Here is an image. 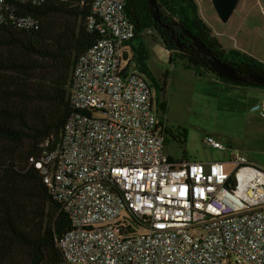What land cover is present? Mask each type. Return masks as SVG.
Here are the masks:
<instances>
[{"label":"built area","instance_id":"2783aa9c","mask_svg":"<svg viewBox=\"0 0 264 264\" xmlns=\"http://www.w3.org/2000/svg\"><path fill=\"white\" fill-rule=\"evenodd\" d=\"M17 2L43 0H0V24L36 29ZM93 13L103 37L76 63L62 139L31 159L71 221L61 264H264V169L238 151L171 160L152 87L133 69L127 0H94ZM253 111L264 118V101Z\"/></svg>","mask_w":264,"mask_h":264},{"label":"trees","instance_id":"16d2710c","mask_svg":"<svg viewBox=\"0 0 264 264\" xmlns=\"http://www.w3.org/2000/svg\"><path fill=\"white\" fill-rule=\"evenodd\" d=\"M93 2H17L18 14L34 18L37 28L0 24V264L62 263L57 241L71 230V221L31 159L39 161L45 152L57 147L73 113L70 89L76 63L103 37L96 29L89 30ZM158 2L218 59L227 58L230 62L225 63L240 70L264 71V63L256 58L224 49L201 18L195 0ZM127 12L136 27L132 52L138 54L141 72L157 95L166 93L169 72L157 80L146 64L145 46L142 42L136 45L150 29L159 32L165 50L170 52L171 64L178 59L199 76L213 73L226 85L258 88L218 77L189 51L178 50L167 31L153 20L145 0H127ZM158 106L166 114V102H158Z\"/></svg>","mask_w":264,"mask_h":264},{"label":"rangeland","instance_id":"374dc122","mask_svg":"<svg viewBox=\"0 0 264 264\" xmlns=\"http://www.w3.org/2000/svg\"><path fill=\"white\" fill-rule=\"evenodd\" d=\"M195 2L201 18L225 50H237L264 63V0H240L228 24L220 22L211 0ZM158 3L160 9L169 14V17L163 15L164 19L170 22L172 17L180 23ZM140 42L146 48V64L154 77L162 79L163 72H169L165 94L157 95L152 86L155 111L170 130L166 134V155L175 162L228 163L231 153L238 151L252 165L264 169V118L253 111L264 101L260 92H250L255 91L250 90L255 89L253 87H244L249 92L234 89V92H226L206 74L199 76L193 70H187L185 62L177 59L171 64L170 54L165 50L163 40L155 29L145 31L137 42V47ZM187 51L201 60L194 49L189 48ZM137 59L138 54L133 55V69L145 76ZM162 101L167 104L166 114L158 106V102ZM207 138L219 141L226 150L213 148L207 144ZM230 170L231 168L228 171ZM124 217L131 220L129 216Z\"/></svg>","mask_w":264,"mask_h":264},{"label":"water","instance_id":"95a60500","mask_svg":"<svg viewBox=\"0 0 264 264\" xmlns=\"http://www.w3.org/2000/svg\"><path fill=\"white\" fill-rule=\"evenodd\" d=\"M148 4L153 20L167 33L176 45L178 50L194 49L201 57V61L218 77L226 78L230 81L249 85L254 84L264 87V71L262 70H240L222 60L218 59L207 45L197 38L190 30L181 23H177L170 17V22L165 17L169 14L161 10L158 0H145ZM240 0H211L213 8L222 24H228L235 13Z\"/></svg>","mask_w":264,"mask_h":264},{"label":"crops","instance_id":"0c3cea01","mask_svg":"<svg viewBox=\"0 0 264 264\" xmlns=\"http://www.w3.org/2000/svg\"><path fill=\"white\" fill-rule=\"evenodd\" d=\"M187 70H189L187 67H186ZM164 73V72H163ZM196 74V73H195ZM210 79H212L216 84H218L219 86H221V90H226L229 91V92H234V90H246V92H249L247 90L249 89H245L243 86H236V85H224L213 73H207L206 74ZM234 89V90H233ZM250 90H255V91H250V92H253V93H256V92H260V96L261 97H264V87H258V88H255V89H250ZM153 98H154V95H153Z\"/></svg>","mask_w":264,"mask_h":264},{"label":"flooded vegetation","instance_id":"af4514ba","mask_svg":"<svg viewBox=\"0 0 264 264\" xmlns=\"http://www.w3.org/2000/svg\"><path fill=\"white\" fill-rule=\"evenodd\" d=\"M221 58V60H223L224 62H227V63H229L230 62V60L229 59H227V58H224V57H220Z\"/></svg>","mask_w":264,"mask_h":264}]
</instances>
